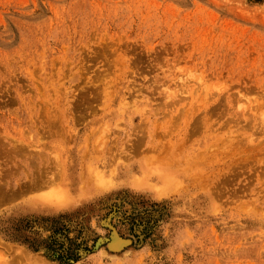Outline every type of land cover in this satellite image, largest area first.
<instances>
[{"label":"rangeland","instance_id":"rangeland-1","mask_svg":"<svg viewBox=\"0 0 264 264\" xmlns=\"http://www.w3.org/2000/svg\"><path fill=\"white\" fill-rule=\"evenodd\" d=\"M52 236L264 264V0H0V264Z\"/></svg>","mask_w":264,"mask_h":264},{"label":"trees","instance_id":"trees-1","mask_svg":"<svg viewBox=\"0 0 264 264\" xmlns=\"http://www.w3.org/2000/svg\"><path fill=\"white\" fill-rule=\"evenodd\" d=\"M55 233H58V232H55ZM70 244L71 243L68 242L67 247L64 249V255H63L62 254V248H63L62 241H59L52 236V237H48L45 241L41 242L40 244H37V245L32 244L31 249L35 252H38L40 249H43L44 255L46 258L50 259L51 261H55V262L62 264L63 260L65 261H68L69 259L73 260L76 257V249L78 246L71 249ZM83 251L86 252L87 249L84 248Z\"/></svg>","mask_w":264,"mask_h":264},{"label":"bare ground","instance_id":"bare-ground-1","mask_svg":"<svg viewBox=\"0 0 264 264\" xmlns=\"http://www.w3.org/2000/svg\"><path fill=\"white\" fill-rule=\"evenodd\" d=\"M122 246H123L122 240H120L117 235L112 234L111 235V239H110L109 247L111 249L117 250L119 248H122Z\"/></svg>","mask_w":264,"mask_h":264}]
</instances>
